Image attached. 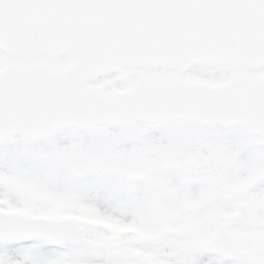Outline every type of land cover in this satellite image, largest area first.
I'll return each mask as SVG.
<instances>
[{"label": "snow or ice", "instance_id": "6c2138e0", "mask_svg": "<svg viewBox=\"0 0 264 264\" xmlns=\"http://www.w3.org/2000/svg\"><path fill=\"white\" fill-rule=\"evenodd\" d=\"M0 264H264V0H0Z\"/></svg>", "mask_w": 264, "mask_h": 264}]
</instances>
